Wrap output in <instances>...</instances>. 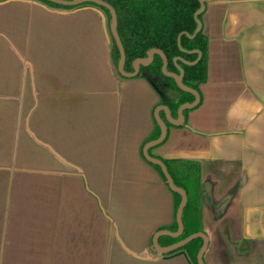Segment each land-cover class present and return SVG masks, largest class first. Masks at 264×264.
Returning a JSON list of instances; mask_svg holds the SVG:
<instances>
[{"label": "crops", "instance_id": "0c3cea01", "mask_svg": "<svg viewBox=\"0 0 264 264\" xmlns=\"http://www.w3.org/2000/svg\"><path fill=\"white\" fill-rule=\"evenodd\" d=\"M0 264H191L151 240L175 200L142 155L159 94L107 17L0 0ZM206 80L151 153L200 168L205 264H264V0H205Z\"/></svg>", "mask_w": 264, "mask_h": 264}, {"label": "trees", "instance_id": "16d2710c", "mask_svg": "<svg viewBox=\"0 0 264 264\" xmlns=\"http://www.w3.org/2000/svg\"><path fill=\"white\" fill-rule=\"evenodd\" d=\"M52 9L73 10L80 7H93L104 12L108 22V11L94 5H82L77 8H64L54 5L47 0H37ZM72 1V0H64ZM109 4L117 16V34L125 53L124 71L131 73L133 63L138 58H145L151 49H159L168 60L167 71L178 73L173 58L181 57L185 61L192 62L197 55L181 53L177 47V37L181 33L192 35L195 30L193 20L194 12L199 8L197 0H102ZM205 1V0H203ZM201 16L199 17V19ZM112 41V40H111ZM180 46L185 51L198 50L201 52L200 61L194 66H185L178 63L184 71L183 84L198 91V86L206 80L207 39L202 31L193 39L186 36L180 38ZM111 60L117 70L119 53L112 41ZM162 61L155 55L152 63L147 67H141L137 77L144 78L159 94L160 104L169 108L173 118L176 117L178 107L183 103H191L193 97L180 91L174 81L161 73ZM120 76V75H119ZM187 111L183 113L186 117ZM164 118L163 114H160ZM168 126V125H167ZM169 127V126H168ZM159 136V129L155 126L154 133L145 142L155 140ZM144 147V146H143ZM152 150V149H151ZM149 151L153 158L161 160L167 167L168 173L173 179L175 186L182 188L187 195V203L183 210V234L179 239L161 237L160 246H168L180 239L201 231V200L203 192L200 187V168L197 163L172 160H163ZM160 174V169L153 166ZM162 176V174H161ZM163 177V176H162ZM164 179V178H163ZM175 212L178 208L180 197L174 194ZM169 231L176 230L174 223ZM200 239L193 240L181 250L191 264H196V255L201 247Z\"/></svg>", "mask_w": 264, "mask_h": 264}, {"label": "water", "instance_id": "95a60500", "mask_svg": "<svg viewBox=\"0 0 264 264\" xmlns=\"http://www.w3.org/2000/svg\"><path fill=\"white\" fill-rule=\"evenodd\" d=\"M47 1L54 5H57L59 7H64V8H77L82 5L91 4L100 9H104L108 11L109 16H110V22H109V27H108L109 36H110V39L116 45L118 49V53H119L117 73L123 78H127V79L135 78L139 75L140 68L149 66L152 63L154 56L157 55L162 61L161 73L165 77L172 79L180 91L186 94H189L193 97V101L191 103H183L178 107L175 118L172 117L169 108L165 105H159L154 109L153 118H154L155 124L157 125L159 129V136L155 140L149 141L148 143L144 145L142 149V155L147 163L151 164L152 166H156L160 169V172L165 180V183L168 189L172 193L177 194L180 197V202L176 210V214H175L176 230L175 231L159 230L156 233H154V235L152 236V240H151V250L154 252V254L159 255V256L169 255V254H172V253H175L181 250L189 242L196 240V239H200L202 241V244L196 255V264H205L203 260V256L208 246V238L202 232L192 234L168 246L159 245V239L161 237L179 239L182 236L183 230H184L182 215H183V210L187 203V195H186V192L182 188L175 186L172 177L168 173L166 165L161 160L153 158L149 155V151L151 149L161 145L165 141L166 136H167V131H168L167 125H171L173 127L182 126L185 120L183 113L185 111L194 109L200 103V95L198 91L192 88H189L183 84L184 72H183V69L178 65V63H181L182 65H185V66H194L201 59L202 55L200 51L198 50L185 51L184 49H182V47L180 46V38L184 35L188 39H193L198 33L202 31V23L199 17L205 11V2L203 0H197L199 3V8L193 14V20L196 26L193 34L189 35L187 33H181L177 37L178 50L181 53H185L189 55H197V58L193 62L185 61L181 57L173 58V63L178 71V73L176 74V73L167 71L168 60L166 56L163 54V52L159 49H151L148 51L145 58L136 59L133 63V71L131 73H126L124 71L125 53H124V49L121 44V41L119 39V36L117 34V16H116L114 9L109 4L105 3L104 1L102 0H72V1L47 0ZM95 9L100 13L103 19V22H104L102 11L97 8ZM161 113L163 114L164 118L161 117L160 115Z\"/></svg>", "mask_w": 264, "mask_h": 264}, {"label": "flooded vegetation", "instance_id": "af4514ba", "mask_svg": "<svg viewBox=\"0 0 264 264\" xmlns=\"http://www.w3.org/2000/svg\"><path fill=\"white\" fill-rule=\"evenodd\" d=\"M205 2V1H204ZM202 16V15H201ZM200 21H201V18H200ZM193 34V33H192ZM197 58V57H196ZM189 62V61H188ZM193 62V61H192ZM180 66V65H179ZM181 67V66H180ZM182 68V67H181ZM184 72V71H183ZM140 73V72H139ZM184 76V75H183ZM199 93V92H198Z\"/></svg>", "mask_w": 264, "mask_h": 264}, {"label": "rangeland", "instance_id": "374dc122", "mask_svg": "<svg viewBox=\"0 0 264 264\" xmlns=\"http://www.w3.org/2000/svg\"><path fill=\"white\" fill-rule=\"evenodd\" d=\"M107 25L109 26V22L107 21ZM111 41V40H110ZM111 45H112V41H111Z\"/></svg>", "mask_w": 264, "mask_h": 264}]
</instances>
